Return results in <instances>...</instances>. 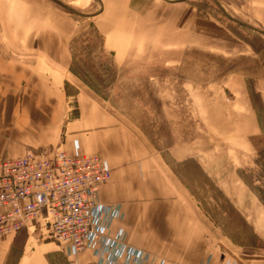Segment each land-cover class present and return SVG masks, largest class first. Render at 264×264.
<instances>
[{"label": "rangeland", "instance_id": "1", "mask_svg": "<svg viewBox=\"0 0 264 264\" xmlns=\"http://www.w3.org/2000/svg\"><path fill=\"white\" fill-rule=\"evenodd\" d=\"M59 1L78 13L55 0H0V51L33 49L30 40L49 35L43 49L61 51L65 64L49 72L51 85L63 92L58 120L28 124L44 144L18 157L59 149L100 156L111 167L105 155L84 151L79 139L105 130L106 148L145 183L132 202L152 201L147 183L162 178L169 184L171 173L210 246L230 254L264 252V229L256 233L240 213L255 206L248 190L264 207L263 6L249 0ZM104 204L122 215L120 203ZM26 242L58 244L40 227L15 236L16 253ZM61 257L55 256L59 263Z\"/></svg>", "mask_w": 264, "mask_h": 264}, {"label": "crops", "instance_id": "2", "mask_svg": "<svg viewBox=\"0 0 264 264\" xmlns=\"http://www.w3.org/2000/svg\"><path fill=\"white\" fill-rule=\"evenodd\" d=\"M249 1L252 5H262L263 8L259 9L264 10V0ZM130 2L127 0L128 4ZM47 42H50L49 35H39L28 42L37 44L33 49L0 51L2 155L16 158L23 155L29 146L43 145L44 138L36 139L28 124L42 125L50 123L51 119L58 120L59 116L55 119V107L60 106L63 92L62 88L58 90L54 84L51 85L53 81L49 72L52 68L55 75L58 66L65 64L64 61L60 63L63 56L61 51L43 49ZM62 87L64 90V85ZM105 133L108 135L105 130L94 132L89 139L80 136V143L84 151L100 153L111 161L112 178L102 186L99 197L103 203H120L123 213L115 218L109 232L122 230L127 243L149 253L145 264H264L262 251L240 250L230 254L222 246H210L203 221L199 223V220H195L186 203L188 195L171 173L169 184L162 178V183L160 180L156 185L154 182L147 183L152 186L150 192L155 195L152 201L142 204L132 202L138 195L137 186H144L145 183H139L136 176L129 174V168L125 169L122 163H118L115 151L106 148L108 138ZM260 149L262 147L256 151ZM218 185H222V182ZM238 185L246 187L244 183ZM248 193L249 200L255 206L251 205L246 214L240 209V213L244 214L249 226L259 233V229H264L263 205L251 190ZM243 200L246 201L245 196L235 201L241 204ZM260 207L261 212L258 210ZM18 233L0 237V264H98L91 250L70 255L63 246L53 242H26L21 246L20 253H16L18 246H15V236ZM58 254L63 256L64 262L57 261L55 256Z\"/></svg>", "mask_w": 264, "mask_h": 264}, {"label": "built area", "instance_id": "3", "mask_svg": "<svg viewBox=\"0 0 264 264\" xmlns=\"http://www.w3.org/2000/svg\"><path fill=\"white\" fill-rule=\"evenodd\" d=\"M110 177L109 163L97 155L57 149L0 156V237L40 227L70 255L91 250L98 264H145L148 255L122 230L108 235L119 216L99 197Z\"/></svg>", "mask_w": 264, "mask_h": 264}, {"label": "water", "instance_id": "4", "mask_svg": "<svg viewBox=\"0 0 264 264\" xmlns=\"http://www.w3.org/2000/svg\"><path fill=\"white\" fill-rule=\"evenodd\" d=\"M57 3H59V4H61L63 7H65L66 9H68L69 11H71V12H74V13H78L77 12V10H75L74 8H72L71 6H69V5H67V4H65V3H63V2H61V1H59V0H55ZM244 25H246V24H244ZM246 26H248V25H246ZM259 31V30H258Z\"/></svg>", "mask_w": 264, "mask_h": 264}]
</instances>
